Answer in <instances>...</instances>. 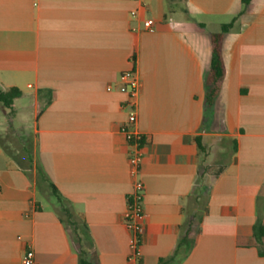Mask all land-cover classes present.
<instances>
[{
	"label": "crops",
	"instance_id": "crops-1",
	"mask_svg": "<svg viewBox=\"0 0 264 264\" xmlns=\"http://www.w3.org/2000/svg\"><path fill=\"white\" fill-rule=\"evenodd\" d=\"M243 10L241 0H0V90L23 93L12 108L0 103V264H22L27 242L37 264H79L82 249L94 264H130L123 215L134 180L119 90L130 69L142 83L136 129L146 136L141 264L174 254L198 180L208 214L189 256L167 264H264L254 238L264 198V0ZM234 20L208 107L212 34ZM18 122L30 123L33 142L16 154L4 138ZM25 148L69 201L76 230L36 167L26 173L16 160Z\"/></svg>",
	"mask_w": 264,
	"mask_h": 264
},
{
	"label": "trees",
	"instance_id": "trees-1",
	"mask_svg": "<svg viewBox=\"0 0 264 264\" xmlns=\"http://www.w3.org/2000/svg\"><path fill=\"white\" fill-rule=\"evenodd\" d=\"M241 1L244 6V10L252 2V0ZM235 20H237V18ZM235 20L229 24L222 25L219 32L212 34V59L210 69L205 78V100L208 107H212L214 105L222 88L226 75V68L222 54L223 40L224 36L230 32L234 26ZM22 95V91L18 88H11L5 92L0 90V103H2L6 108H12L14 101L21 98ZM197 143L199 148L204 150L201 144V138H197ZM16 160L20 166L24 168L26 173H28V170H32L36 167L40 180L48 184L51 193L63 206L61 220L64 223H68L73 226L76 230L77 222L75 215L71 208L67 205L69 204V201L60 193L55 184L50 180L41 164H35L31 149L25 148L22 153L16 156ZM223 171V168H217L212 174L213 176L218 177ZM208 199L207 186L205 184H201V180H198L192 194L188 198V206L184 208L186 218L184 223L179 227L180 240L177 248L171 257L161 259L159 264L181 262L189 256L195 245L196 238L200 233V226L208 214ZM254 238L258 244L260 254L264 255V198L261 196L258 198V217L254 226ZM79 264H94L88 260L87 253L83 249L80 251ZM139 264H141V261Z\"/></svg>",
	"mask_w": 264,
	"mask_h": 264
},
{
	"label": "built area",
	"instance_id": "built-area-1",
	"mask_svg": "<svg viewBox=\"0 0 264 264\" xmlns=\"http://www.w3.org/2000/svg\"><path fill=\"white\" fill-rule=\"evenodd\" d=\"M131 15L135 16L136 12H132ZM155 25L156 22L154 19H147L144 22V30L152 32L155 30ZM119 78V90L127 96L125 107L128 109L127 122L121 127L120 131L125 136L129 145L128 159L130 174L134 180L133 190L127 198L123 224L129 233L128 262L130 264H139L142 257L141 245L145 233L146 221L144 210L146 190L140 178L146 136L136 129L142 83L135 69L122 72ZM22 264H37L35 250L30 242L25 244Z\"/></svg>",
	"mask_w": 264,
	"mask_h": 264
},
{
	"label": "rangeland",
	"instance_id": "rangeland-1",
	"mask_svg": "<svg viewBox=\"0 0 264 264\" xmlns=\"http://www.w3.org/2000/svg\"><path fill=\"white\" fill-rule=\"evenodd\" d=\"M9 116L11 118L12 113H10ZM1 117H2V114H1V110H0V118ZM16 127H17V135L14 138H12L13 133L10 132L9 135L11 137L4 138V141L17 154V150L19 148H21V146L23 144H25V143H26L27 146H31L32 147V144L30 145V143H32L33 140H32L31 137H29V135H30V123L29 122H23V123L18 122L16 124ZM13 139L15 140L14 141L15 143L13 142ZM207 179L209 180V178H207ZM208 180H206V181L208 182Z\"/></svg>",
	"mask_w": 264,
	"mask_h": 264
}]
</instances>
